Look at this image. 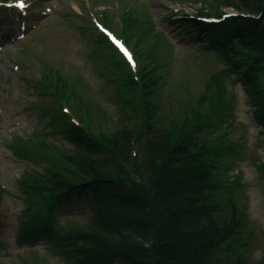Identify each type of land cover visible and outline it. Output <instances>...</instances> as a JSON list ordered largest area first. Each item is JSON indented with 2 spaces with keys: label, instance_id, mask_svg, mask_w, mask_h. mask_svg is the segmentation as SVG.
Returning a JSON list of instances; mask_svg holds the SVG:
<instances>
[{
  "label": "trees",
  "instance_id": "trees-1",
  "mask_svg": "<svg viewBox=\"0 0 264 264\" xmlns=\"http://www.w3.org/2000/svg\"><path fill=\"white\" fill-rule=\"evenodd\" d=\"M229 2L238 14L218 22L187 16L169 20L182 25L184 33L205 39V46L224 58L244 87L254 122L264 126V0ZM197 13L218 17L221 5ZM136 17H124L120 32L141 61L139 80L127 66L119 71L116 87L120 102L132 101L134 117L111 133L96 134L71 122L61 109L49 114L47 124L54 126L50 134L64 136L74 149L47 146L35 136L49 161L43 171L27 170L18 179L26 206L16 242L43 241L65 264H230L232 241L244 220L235 204L228 208L224 202L227 187L216 170L232 145L224 140L215 146L199 138L211 126L203 109H186L182 119L166 117V124L158 123L159 63L152 51H144L147 36L136 32ZM109 20L106 25L113 27ZM114 64L120 66L117 60ZM63 77L44 72L41 84L51 96L77 108L82 100L67 93ZM45 108L41 113H48ZM85 108L94 121V111L100 117L98 106ZM67 204L85 219L59 224L58 211Z\"/></svg>",
  "mask_w": 264,
  "mask_h": 264
},
{
  "label": "rangeland",
  "instance_id": "rangeland-1",
  "mask_svg": "<svg viewBox=\"0 0 264 264\" xmlns=\"http://www.w3.org/2000/svg\"><path fill=\"white\" fill-rule=\"evenodd\" d=\"M24 1L39 6L45 14L34 12L31 17L37 22L27 23L25 29L17 18L10 28H0V37L9 34L0 42V264H65L43 242L33 246L16 242L26 206L18 179L27 170L43 171L49 161L43 155L46 148L35 142V136L44 138L47 146L74 149L67 138L49 132L54 126L48 125L47 119L60 109L61 100L51 96L41 84L43 73L55 71L64 76L67 93L82 100L77 108L74 102L67 103L69 114L79 117L93 133H111L134 117L129 106L132 101L120 102L121 96L116 94L122 77L119 71L126 69V61L112 44L99 39L92 23L94 19L106 22L105 12L110 17L108 24L123 37L120 28L124 17H138L136 32L147 36L144 51H152L159 63L158 103L162 109L158 123L166 124V117L182 119L186 109H203L201 114L211 126L199 138H206L215 146L224 140L232 145L231 151L220 158L216 170L220 183L227 187L224 202H229L228 208L235 204L244 220L240 234L232 241L229 263H261L264 126L254 122L244 87L237 75L227 70L224 58L207 48L205 39L184 33L182 25L169 20L188 17L215 4L221 5L222 12H238L229 0ZM129 45L132 47L133 43ZM115 60L120 66H115ZM139 64L141 67V61ZM260 82L264 89V72ZM89 104L99 108L100 117L97 112L92 113L96 121L86 112ZM43 107L48 113H41ZM85 217L77 207L67 204L58 211L57 222L64 225L69 219L81 221Z\"/></svg>",
  "mask_w": 264,
  "mask_h": 264
},
{
  "label": "snow or ice",
  "instance_id": "snow-or-ice-1",
  "mask_svg": "<svg viewBox=\"0 0 264 264\" xmlns=\"http://www.w3.org/2000/svg\"><path fill=\"white\" fill-rule=\"evenodd\" d=\"M17 7H19L21 10H24L26 8V4L24 0H19ZM111 38L118 45V47H120L121 51L125 54V56L129 60V62L132 64V66L135 67L136 66L135 61L132 57V54L128 51V49L125 48L122 44H120L119 41L115 40V37H111Z\"/></svg>",
  "mask_w": 264,
  "mask_h": 264
}]
</instances>
